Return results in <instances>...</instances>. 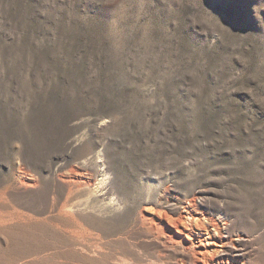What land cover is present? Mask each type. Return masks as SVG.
Here are the masks:
<instances>
[{
    "label": "rangeland",
    "instance_id": "obj_1",
    "mask_svg": "<svg viewBox=\"0 0 264 264\" xmlns=\"http://www.w3.org/2000/svg\"><path fill=\"white\" fill-rule=\"evenodd\" d=\"M192 262L264 264V0H0V264Z\"/></svg>",
    "mask_w": 264,
    "mask_h": 264
},
{
    "label": "bare ground",
    "instance_id": "obj_2",
    "mask_svg": "<svg viewBox=\"0 0 264 264\" xmlns=\"http://www.w3.org/2000/svg\"><path fill=\"white\" fill-rule=\"evenodd\" d=\"M187 209H188V208H187ZM160 211H161V210H160ZM201 214H202V213H201ZM165 216H166V214H165ZM166 217L169 219V216H168V215H167ZM188 217H189V216H188ZM191 217L193 218V221H194V222H192V223L196 224V223H197L196 221L198 220V217H199V216H197V217H196V216H191ZM152 218H153V217H152ZM178 218H180V217L178 216ZM168 219H167V220H168ZM182 219L184 220V218H182ZM170 220H171V219H170ZM170 220H169V221H170ZM179 220H180V219H179ZM169 221H168V222H169ZM171 221H172V220H171ZM176 221H177V220H176ZM176 221H175V222H176ZM198 221H201V220H198ZM178 222H179V221H178ZM181 222H182V221H181ZM186 222H187V224H188V221H186ZM207 222H208V221H207ZM214 222H215V221H214ZM171 223H172V222H171ZM179 223H180V222H179ZM182 223H183V222H182ZM172 224H174V223H172ZM175 224H176V223H175ZM199 224H202V222L199 223ZM162 225L166 228V230H168L169 232L171 231V230H170V227L168 226V224H167L166 222H163ZM182 225H183V224H182ZM191 225H192V224H191ZM196 225H197V224H196ZM202 225H204V224H202ZM207 225H208V224H207ZM207 225H206V226H207ZM209 225H211L212 227L215 226L212 222H210ZM188 226H189V225H188ZM188 226H187V228H188ZM194 226H195V225H194ZM204 226H205V225H204ZM206 226L204 227V229H205V231H206V236H205V239H206L205 242H206V244H208V243L216 244L217 241L214 239V237H213L214 235H212V234L209 232V229H208L209 226H208V227H206ZM198 227H199V226H198ZM174 228L176 229V231H178V232H180V233H183V232H184L183 229H182L178 224H177ZM213 228H214V227H213ZM215 229H216V228H214V230H215ZM218 229H219V228H218ZM150 230H151V229H150ZM191 230H194V228L192 229V227H191ZM156 231H157V230H156ZM202 231H203V230H202ZM215 232H217V231H215ZM215 232H213V233H215ZM184 233H185V232H184ZM172 234H173V233H172ZM185 234H186V233H185ZM197 234L199 235V233H197ZM170 235H171V234H170ZM170 235H169V236H170ZM187 235H188V234H187ZM181 237H182V236H181ZM230 237H231V236H230ZM237 237H238V236H237ZM240 237H241V236H240ZM240 237H238V238H240ZM167 238H168V237H167ZM169 238L171 239V237H169ZM172 238L174 239V237H172ZM184 238H185V237H184ZM189 238H190V237H189ZM222 238H223V237H222ZM216 239H217V238H216ZM174 240H175V239H174ZM227 240H228V239H227ZM236 240H237V239H236ZM165 241H166V240H165ZM178 241H179V240H178ZM220 241H221V239H220ZM184 242H185V241H184ZM189 242H190V241H189ZM222 242H223V245H224L225 243H226V244H230V242L232 243V241H230V242L228 243V242H226V241H224V240H223ZM163 243H164V242H163ZM187 243H188V242H187ZM191 243H192V242H191ZM192 244H193V243H192ZM203 244H205V243H203V240L200 238V239H199V242L196 243V246H195V247H197V249H198L197 252H196L197 255H198V254L203 255L204 252L208 249V248H207L205 251H202L201 248L203 247ZM233 244H234V243H233ZM166 245H167V244H166ZM182 245H183V244H182ZM189 245H191V244H189ZM220 245H221V244H220ZM230 245H231V244H230ZM186 246H187V245H186ZM193 246H194V245H193ZM235 246H236V245H234V247H235ZM237 247H238V245H237ZM172 249H173V248H172ZM189 249H190V248H189ZM194 249H196V248H194ZM178 250H179V249H178ZM208 250H209V249H208ZM189 251H190V250H189ZM209 251H210V250H209ZM209 251H208V252H209ZM218 251H219V253H220L222 250H221V251L218 250ZM218 251H217V252H218ZM223 251H224V250H223ZM226 251H227V250H226ZM238 251H239V250H238ZM211 252H212V251H211ZM192 253H193V251H192ZM194 253H195V252H194ZM213 253H214V252H212V254H213ZM233 253H234V252H233ZM210 254H211V253H210ZM212 254H211V255H212ZM222 254H223V253H222ZM190 255H191V254H190ZM192 255H196V254H192ZM199 257H200V256H199ZM199 257H198V258H199ZM189 258H190V257H189ZM193 258H194V257H193ZM200 258H201V257H200ZM203 258H204V256H203ZM221 259H222V258H221ZM221 259H220V260H221ZM172 260H173V259H172ZM199 260H200V259H199ZM204 260H205V258H204ZM212 260H213V259H212ZM190 261H191V260H190ZM227 261H228V260H227ZM194 262H195V261H194ZM204 262H205V261H204ZM192 264H194V263L192 262Z\"/></svg>",
    "mask_w": 264,
    "mask_h": 264
}]
</instances>
